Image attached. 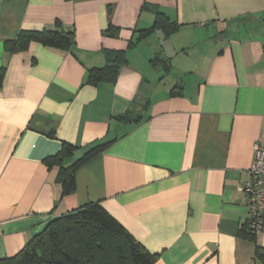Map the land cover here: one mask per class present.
<instances>
[{"label": "crops", "instance_id": "crops-1", "mask_svg": "<svg viewBox=\"0 0 264 264\" xmlns=\"http://www.w3.org/2000/svg\"><path fill=\"white\" fill-rule=\"evenodd\" d=\"M57 24L69 49L4 47ZM0 69V258L99 203L153 264H264L238 235L264 145V0H0ZM105 140L63 195L44 160Z\"/></svg>", "mask_w": 264, "mask_h": 264}, {"label": "trees", "instance_id": "trees-1", "mask_svg": "<svg viewBox=\"0 0 264 264\" xmlns=\"http://www.w3.org/2000/svg\"><path fill=\"white\" fill-rule=\"evenodd\" d=\"M156 20L153 28L161 27L165 34L173 29L158 17ZM153 28L143 31L139 38L148 36ZM32 42L64 50L71 47L72 37L57 24L56 30H21L15 40L6 42L4 47L10 52H18L26 50ZM120 58L122 56L119 55L118 59ZM2 78L3 69H0V83ZM120 119L124 120L123 117ZM111 142L105 140L94 145L67 167L61 164L62 157L71 154L74 147L66 143L60 154L44 160L49 168L58 165L57 180L61 183L63 195L75 189L77 168L102 152ZM238 235L252 241L255 256L264 259V248L256 243V234L247 221ZM156 259V254L150 253L135 241L99 203H88L49 221L43 231L31 239L18 254L0 258V264H153Z\"/></svg>", "mask_w": 264, "mask_h": 264}, {"label": "built area", "instance_id": "built-area-1", "mask_svg": "<svg viewBox=\"0 0 264 264\" xmlns=\"http://www.w3.org/2000/svg\"><path fill=\"white\" fill-rule=\"evenodd\" d=\"M255 157L248 170L249 179L239 187L245 199L247 222L253 232L264 224V145H254Z\"/></svg>", "mask_w": 264, "mask_h": 264}]
</instances>
